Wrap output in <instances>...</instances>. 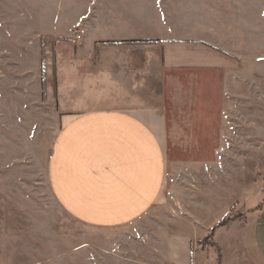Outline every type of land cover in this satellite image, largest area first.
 I'll list each match as a JSON object with an SVG mask.
<instances>
[{
  "label": "crops",
  "instance_id": "0c3cea01",
  "mask_svg": "<svg viewBox=\"0 0 264 264\" xmlns=\"http://www.w3.org/2000/svg\"><path fill=\"white\" fill-rule=\"evenodd\" d=\"M90 1L58 16L66 26V40L58 45L67 53H58L55 62L60 128L46 165L57 205L96 230L145 218L144 246L152 257L145 264H264V207L255 210L264 203L255 206L262 196L256 117L243 114L247 102L225 96L214 106L202 101L200 112L189 110L199 107L196 83L209 66L224 84L228 59L256 60L264 50V0H206L200 12L173 9L167 0ZM174 10L184 13V40L169 37ZM172 48L184 51L167 69L184 70L192 84L169 79L171 147L193 148V134L200 132L207 149L211 124H217V137L207 150L211 160L176 167L168 183L165 109L156 104V92L155 105L145 106V98L155 70L161 79V50ZM157 56L159 67H147V59L154 66ZM233 82L234 92L240 91L241 83ZM229 216L240 217L211 238L218 262L203 242Z\"/></svg>",
  "mask_w": 264,
  "mask_h": 264
},
{
  "label": "rangeland",
  "instance_id": "374dc122",
  "mask_svg": "<svg viewBox=\"0 0 264 264\" xmlns=\"http://www.w3.org/2000/svg\"><path fill=\"white\" fill-rule=\"evenodd\" d=\"M89 2L0 0V264H145L144 261L152 259L150 254L146 255L144 246L148 239L145 218L122 228L91 229L64 214L46 181L47 159L60 128L55 62L58 53L63 56L67 53V49L58 45L66 40L65 20L58 21L59 10L69 8L72 14ZM167 2L173 9L193 7L200 12L206 0ZM169 15L173 18L169 20L170 25L174 26L169 37L184 40L185 27L181 19L184 13L174 10ZM74 33L77 39L78 29ZM260 46L259 49H264V45ZM179 51L184 50H161V79L155 70V82L146 84L145 106L155 105L156 92L161 98L156 104L160 103L165 109L168 183L175 178L176 167L185 169V164L211 160L210 149L212 151L217 137V124H211L214 132L210 133L207 149L202 148L200 132H194L193 148L185 150L186 154L181 148L171 147L169 79L177 78L188 86L192 84L184 70L167 69L169 62L175 64L176 58L180 60ZM158 60L157 56L156 64L151 66L147 59V67H159ZM208 68L209 72L198 75L196 83L198 100L195 103L199 107L192 104L189 110L200 109V112L202 101L214 106L224 96L247 102L242 104L241 110L243 114L256 117L260 153L257 183L262 196L256 201L257 206L264 202V50L256 60L228 59L231 74H227L225 85L214 72L215 66ZM233 81L241 83L240 91L235 85L234 92ZM214 114L215 110L211 109L210 115ZM246 126L248 131L255 130V124ZM188 135L191 134L188 132ZM164 207L170 210L168 205ZM204 245L213 248L210 243Z\"/></svg>",
  "mask_w": 264,
  "mask_h": 264
},
{
  "label": "trees",
  "instance_id": "16d2710c",
  "mask_svg": "<svg viewBox=\"0 0 264 264\" xmlns=\"http://www.w3.org/2000/svg\"><path fill=\"white\" fill-rule=\"evenodd\" d=\"M264 207V203L259 205L255 210H258V211H261L262 208ZM240 216H235V217H225L223 218L222 220H220L216 225L215 227L212 229V232L210 234V238L209 239H205L203 244L204 243H210L212 245L213 248H215V251L217 253V261L220 262V251H219V248L216 247V245L213 244L211 238L214 234V232L219 229V228H222L224 226H226L232 219L234 218H239Z\"/></svg>",
  "mask_w": 264,
  "mask_h": 264
},
{
  "label": "built area",
  "instance_id": "2783aa9c",
  "mask_svg": "<svg viewBox=\"0 0 264 264\" xmlns=\"http://www.w3.org/2000/svg\"><path fill=\"white\" fill-rule=\"evenodd\" d=\"M79 38V36H77V39Z\"/></svg>",
  "mask_w": 264,
  "mask_h": 264
}]
</instances>
